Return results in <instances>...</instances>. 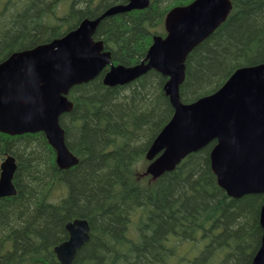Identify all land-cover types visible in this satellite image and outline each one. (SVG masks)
Here are the masks:
<instances>
[{
	"label": "trees",
	"instance_id": "trees-1",
	"mask_svg": "<svg viewBox=\"0 0 264 264\" xmlns=\"http://www.w3.org/2000/svg\"><path fill=\"white\" fill-rule=\"evenodd\" d=\"M191 1L150 0L146 8L105 16L93 38L114 64H137L153 36L165 35L167 11ZM125 2L3 0L0 61ZM231 4L226 19L186 56L182 103L213 93L235 69L264 62V0ZM105 71L72 86V109L59 117L75 165L58 167L42 132H0V163L7 155L16 163L15 194L0 198V264H60L53 248L67 239L65 224L75 218L87 219L90 231L73 264H168L172 257L183 264H250L261 240L264 194L233 198L218 185L209 156L215 140L154 179L143 174L145 153L173 113L167 77L149 69L109 86ZM182 241L200 244L192 256L178 257Z\"/></svg>",
	"mask_w": 264,
	"mask_h": 264
},
{
	"label": "water",
	"instance_id": "water-1",
	"mask_svg": "<svg viewBox=\"0 0 264 264\" xmlns=\"http://www.w3.org/2000/svg\"><path fill=\"white\" fill-rule=\"evenodd\" d=\"M150 0H126L109 6L95 18H84L62 36L10 53L0 61V132L8 135L44 133L62 169L78 162L65 143L61 114L72 109L69 89L96 77L104 68L103 83H129L149 69L167 77L164 91L173 113L148 147L144 174L153 179L170 171L189 153L215 140L210 166L218 185L233 198L264 194V62L233 71L213 93L191 103L179 99L188 53L227 17L231 0H192L169 9L166 34L153 36L139 63L114 64L110 51L93 35L109 15L146 8ZM15 157L0 163V198L15 194L12 183ZM259 223L262 235L250 264H264V204ZM66 240L54 246L60 264H73L79 248L89 239L85 218L67 221Z\"/></svg>",
	"mask_w": 264,
	"mask_h": 264
},
{
	"label": "rangeland",
	"instance_id": "rangeland-1",
	"mask_svg": "<svg viewBox=\"0 0 264 264\" xmlns=\"http://www.w3.org/2000/svg\"><path fill=\"white\" fill-rule=\"evenodd\" d=\"M97 1V0H96ZM2 2H3V0H0V9H1V7H2ZM62 5V4H61ZM60 5V6H61ZM65 5H67V4H65ZM65 5H62L63 7H67V6H65ZM59 6V7H60ZM59 7L57 8V10H56V13L57 14H62V11H61V7H60V9H59ZM144 171H145V168H144ZM144 171H143V174H144ZM146 175V174H145ZM199 243V242H198ZM198 243H195V242H193V241H182V242H180V243H178V245H177V247H176V252H177V256L179 257V256H183L184 254H187L188 256H192L193 255V253L196 251V248L198 247V245L200 244H198ZM197 252H198V250H197ZM196 252V253H197ZM195 253V254H196ZM184 262H186V261H184ZM183 264V262H179V261H177L176 260V258L175 257H172V258H170L169 260H168V264Z\"/></svg>",
	"mask_w": 264,
	"mask_h": 264
},
{
	"label": "bare ground",
	"instance_id": "bare-ground-1",
	"mask_svg": "<svg viewBox=\"0 0 264 264\" xmlns=\"http://www.w3.org/2000/svg\"><path fill=\"white\" fill-rule=\"evenodd\" d=\"M244 3V2H243ZM112 5V4H111Z\"/></svg>",
	"mask_w": 264,
	"mask_h": 264
}]
</instances>
